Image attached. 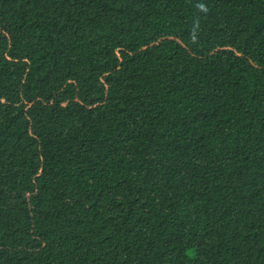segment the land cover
<instances>
[{
	"label": "trees",
	"instance_id": "16d2710c",
	"mask_svg": "<svg viewBox=\"0 0 264 264\" xmlns=\"http://www.w3.org/2000/svg\"><path fill=\"white\" fill-rule=\"evenodd\" d=\"M0 264H264V0H0Z\"/></svg>",
	"mask_w": 264,
	"mask_h": 264
}]
</instances>
